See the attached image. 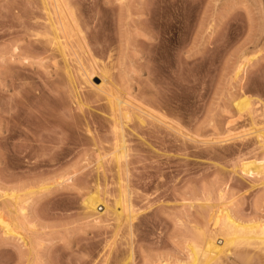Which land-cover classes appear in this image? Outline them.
Returning <instances> with one entry per match:
<instances>
[{"label": "rangeland", "instance_id": "rangeland-1", "mask_svg": "<svg viewBox=\"0 0 264 264\" xmlns=\"http://www.w3.org/2000/svg\"><path fill=\"white\" fill-rule=\"evenodd\" d=\"M166 1L0 0V264H264V0Z\"/></svg>", "mask_w": 264, "mask_h": 264}, {"label": "bare ground", "instance_id": "bare-ground-1", "mask_svg": "<svg viewBox=\"0 0 264 264\" xmlns=\"http://www.w3.org/2000/svg\"><path fill=\"white\" fill-rule=\"evenodd\" d=\"M166 1V0H165ZM169 3L171 2V3H176L177 4V7H178V11H179V13H178V11H177V13L179 14V16H180V18H178V17H176V18H178V19H183V16H185V14H184V12H185V6H184V4L182 3V1L180 2V0L178 1V0H167ZM166 1V2H167ZM172 4V5H173ZM176 4H174L175 6H176ZM176 13V14H177ZM176 16H178V15H176ZM177 19V20H178ZM177 20H176V22H177ZM181 23V22H180ZM85 70V72H86V69H84ZM241 70H238V72H240ZM85 72H83L84 74H85ZM93 72V71H92ZM97 72V71H96ZM96 72H93L94 74L96 73ZM92 73L90 72L89 73V71L85 74V75H87V76H85L86 78H87V82H89L90 81V79H91V82H89L90 84L93 82L94 83V81H92V76L94 75V74H92ZM98 75H100L99 77L100 78H102V80H100L101 82V84L100 85H94V84H92V86L95 88L96 87V89L98 90V89H102V85L103 86H105L106 85V83H107V80L105 79L106 77H104L105 76V74H104V76L102 75L103 73H97ZM96 74V76H98ZM89 79V80H88ZM106 80V81H105ZM104 83H105V85H104ZM105 88V87H104ZM105 90V89H104ZM103 90V91H104ZM102 91V90H101ZM106 92H108V94L107 95H109L111 92L110 91H107L106 90ZM113 93V92H112ZM112 93L110 94V96L112 95ZM117 97V96H116ZM111 98V97H110ZM114 98V97H113ZM118 98V97H117ZM116 98V102L114 103L115 104V107L117 108V109H120V107L118 106L119 104L117 103L118 102V99ZM111 99H109V101H110ZM119 100H120V98H119ZM112 101V100H111ZM113 102V101H112ZM111 102V103H112ZM110 103V104H111ZM246 104H244V105H242V106H245ZM113 105H111V108H113L112 107ZM247 106V105H246ZM114 107V108H115ZM243 108V107H242ZM114 110V109H113ZM117 111V110H116ZM120 111V110H119ZM118 111V112H119ZM125 114V113H124ZM148 114V113H147ZM264 133H262V134H260V135H263ZM264 136V135H263ZM264 140V139H263ZM116 152V151H115ZM118 157V156H117ZM119 158V157H118ZM121 158H122V156H121ZM120 159V158H119ZM118 159V160H119ZM244 166V168H243V171L246 173V174H254V173H259V171H261V170H259V169H256L254 166H252V164L251 163H246V164H244L243 165ZM88 202V208H91L92 210H95V209H97L98 208V204H99V202H101V199L98 197V196H92V197H89V200L87 201ZM126 203V202H125ZM123 204V203H122ZM124 207L126 208V207H129V206H125L124 205ZM124 208V209H125ZM128 209V208H127ZM127 209H125L126 210V213H127ZM122 211H124L123 209L121 210V212ZM125 212V211H124ZM124 212H122V214H124ZM120 215H121V213H120ZM125 215V214H124ZM124 215H123V218H124ZM125 217H127V216H125ZM120 218H122V217H120ZM129 219V218H128ZM125 220H126V218H125ZM228 220V221H227ZM222 223V222H221ZM225 223V224H224ZM224 223H222V225H223V228H221V229H223L224 231H225V237H224V246H219L218 244H217V239L213 236V235H210V236H208V239H206L207 241H206V245H205V248H203V250H200V251H198L197 249H195L194 251L196 252L195 254H196V256H198L196 259L197 260H201L200 261V264L202 263V264H211L210 262H212V261H219L218 259H221V255L223 254V248L225 247V245H227V243H231V241L232 242H235V243H237V241L239 240L240 241V239L239 238H242L241 239V241L244 239V241L245 240H247L248 238H245L246 237V234H245V236L242 234V233H240L242 236H240L239 237V235H238V237H236L237 236V234H236V228H238L240 225H238L237 223H236V225H234L235 223H234V221L231 219V217H230V215L227 213V219H226V222H224ZM216 224H217V221H216ZM4 227L6 228V234L7 233H9V230H11V228H10V226L7 224V223H5L4 222ZM216 228V227H215ZM240 229V228H239ZM239 229L237 230V233H238V231H239ZM219 230V229H218ZM246 230V229H245ZM263 232V231H262ZM213 233V232H212ZM216 233V232H215ZM264 233V232H263ZM11 234V233H10ZM17 234H19V233H17ZM236 234V235H235ZM20 235V234H19ZM248 236V235H247ZM256 236V235H255ZM260 236V235H259ZM237 238H238V240H237ZM250 239V238H249ZM260 239V238H259ZM261 241L263 242L262 244L264 245V235H263V237H261ZM260 241V242H261ZM239 244H241V242L239 243ZM196 246V245H195ZM194 246V247H195ZM227 247V246H226ZM225 247V248H226ZM226 252V251H225ZM203 261V262H202ZM197 263V262H196Z\"/></svg>", "mask_w": 264, "mask_h": 264}]
</instances>
